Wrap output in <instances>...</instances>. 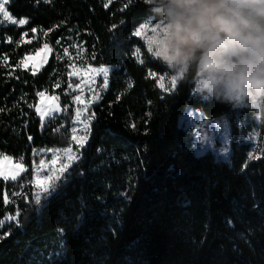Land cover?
<instances>
[{
  "label": "trees",
  "instance_id": "16d2710c",
  "mask_svg": "<svg viewBox=\"0 0 264 264\" xmlns=\"http://www.w3.org/2000/svg\"><path fill=\"white\" fill-rule=\"evenodd\" d=\"M6 9L28 22L0 28V153L23 157L25 170L15 181L0 179V219L20 213L19 227L0 228V236L9 233L0 240V264H264V146L253 153L248 140L257 124L246 110L195 92L194 66L175 87H160V77L175 71L133 35L145 20L158 21L148 2L9 0ZM45 44L44 66L22 67ZM65 48L79 65L113 69L79 159L37 205L29 184L42 159L37 151L71 144V108L43 126L34 108L45 91L69 105ZM187 107L207 119L226 117L227 161L196 154L191 129L179 124Z\"/></svg>",
  "mask_w": 264,
  "mask_h": 264
},
{
  "label": "clouds",
  "instance_id": "9594fccd",
  "mask_svg": "<svg viewBox=\"0 0 264 264\" xmlns=\"http://www.w3.org/2000/svg\"><path fill=\"white\" fill-rule=\"evenodd\" d=\"M148 3L161 25L148 36L159 62L176 71L194 66L205 96L246 110L264 128V0Z\"/></svg>",
  "mask_w": 264,
  "mask_h": 264
},
{
  "label": "rangeland",
  "instance_id": "374dc122",
  "mask_svg": "<svg viewBox=\"0 0 264 264\" xmlns=\"http://www.w3.org/2000/svg\"><path fill=\"white\" fill-rule=\"evenodd\" d=\"M145 1L148 2V0H145ZM0 2H3V0H0ZM8 3L5 5V8L8 6ZM7 12H8V10H7ZM21 19H17V21H19ZM0 21H4V17L2 14H0ZM26 24H24V25H26ZM24 25H19V24L13 25L9 22H3V23H0V28L1 27H7V26H24ZM144 25H150L153 27L156 25L154 30H158L161 27V25H160L159 21L154 22L152 19H147L143 22V24H141L135 30V32L138 29L141 31V35L138 38H140L141 41L145 42L146 47L148 49L149 45H148L147 41L145 40V37L149 36V30H146L143 27ZM35 38H36V33H33L30 36H24L23 35L21 38V43L22 44L29 43L32 39H35ZM46 45L47 44H45L43 46V48L38 50L37 52L31 53L30 55L23 57V59L21 61L22 67L27 68L31 71L32 70L38 71L41 67H43L44 64L47 62V60L49 58L48 56H49L50 51H51V49L48 45H47V47H45ZM49 49H50V51H49ZM67 56H68V60L70 62H69L68 68H67L68 69V74H67L68 87L65 91V94H67L69 97V105L66 108H71L73 110V114H72V118H71L72 121L70 123V131H69L71 144L69 146H71L72 152L79 156L80 150L82 149V147L85 145V142L87 141V139L84 140V138L85 137L88 138V136L90 134L89 130H90V125H91L93 118L90 120L88 118L93 115V113L91 112V109H92L93 105L96 104V102L104 94V91L107 89V87L106 88L103 87V85H104V74L103 73L97 74L96 72L90 70V69H100L101 67H104V66H94L93 67V66L84 65V64L79 65L78 64L79 63V56H77L76 54H72L70 52L67 53ZM186 66L180 68L178 71L182 72V74H183ZM104 68L109 69V72L107 74V76H108L107 86H108L110 72L112 71L113 68L110 66H107ZM70 73H77V74L76 75H70ZM174 75H176V72H174L170 76H163L166 78L163 81L160 80L159 85H160V83H163L165 85V87L166 86L173 87L171 85L170 81H171L172 76H174ZM180 78H182V76ZM69 84L72 85V88H69ZM78 84L80 85L79 88L76 87V85H78ZM165 87H163V88H165ZM198 88L199 87H198V84L196 81L195 92L197 91ZM39 93L44 94L43 96H38V103L34 106L35 111H36L39 118H40L41 114H45V119H46V117H57L64 111L63 109H65V107H63L60 104L59 95L51 94V93H48L47 91L39 92ZM97 95H99L100 98L94 99V97ZM77 96L80 97V101L74 100V97H77ZM89 101H91V103H88ZM53 105L58 106L61 109V111H54L52 113V115H47V113L52 109ZM37 109H39V112L37 111ZM77 110L81 111V115L79 116L78 119H74L76 117ZM189 116H190V119H188ZM81 121H86L88 123L89 130L84 129V125L81 123ZM205 122H208V123H205ZM225 123L227 124V144H226V146L229 149L230 125H228L226 117L223 116L222 118L207 119L199 111H196V110L192 109L191 107H187L186 110L184 111V113L182 114V116H180V118H179V124L184 128L185 127L190 128L192 133H193V138L195 139V143H194V151L195 152L197 150L196 146H198L201 142L200 137L212 135L210 132V125L215 126L216 124H220L221 126H223ZM237 125L240 126L239 123H237ZM73 128L76 129L75 135L77 137V140H84L83 146H80V144L77 141L72 140V135H73L72 129ZM248 137H249L248 140H250L253 143V149H254L253 153H255L257 149L262 150V148L264 146V138L259 134V126L258 125H256V127L253 129L252 133H250ZM69 146L54 148V149H64V148H68ZM224 147H225L224 142H222L219 138H213L211 140V143L209 144L207 151L214 152L220 158V156H219L220 150ZM37 153L42 155L41 156L42 159L40 161H38L35 165L33 164V167L31 170L32 175H31L30 181L33 178L34 172L38 173L41 176L47 174L49 172L50 168L55 169L56 172H58L61 164L66 162V158L64 157L63 152L53 153L50 151H44V152L37 151ZM230 154H231V150L229 149L228 159L230 157ZM54 155L57 156L55 163H53ZM6 157H8V156H6ZM221 159L224 160L223 158H221ZM77 160L73 161L71 163V165H69L68 168H70L73 165V163L76 162ZM17 161H19V160H14V159L5 160L3 162V166H2L3 172L5 174H8V175H12V174L17 173L19 171V168H20V164L17 163ZM41 161L45 162V166L42 169L40 168ZM24 169H25V167H24ZM67 171H68V169H67ZM23 172H20L17 179L23 174ZM65 173H64V175H65ZM0 179H3V178H0ZM8 181H13V180H8ZM29 184L31 185V187L33 188V191H34L35 186L31 183H29ZM15 193H18V192H15Z\"/></svg>",
  "mask_w": 264,
  "mask_h": 264
},
{
  "label": "snow or ice",
  "instance_id": "6c2138e0",
  "mask_svg": "<svg viewBox=\"0 0 264 264\" xmlns=\"http://www.w3.org/2000/svg\"><path fill=\"white\" fill-rule=\"evenodd\" d=\"M8 2H9V0H3V2H0V14H2L4 17V21H0V23L9 22L13 25H15V24H19V25L26 24L28 22L26 19H21V20L17 21L11 16V14L9 12H7L5 5ZM104 6L106 8L108 7L107 4H105ZM53 27H55V26H53ZM113 27H115V26H113ZM143 27L146 30H149V34H150L152 31H154L156 25L154 27L150 26V25H144ZM52 30L53 29H49L48 31H52ZM32 31L36 32V29L34 28V29H32ZM41 31H43V30H41ZM44 35H47V32H45ZM133 35L139 37L141 35V31L138 29L135 33H133ZM145 40L147 41V43L149 45V47L147 49L148 53H150L153 56V58L159 62L158 58L155 56V54L153 52L151 45L148 42V36L145 37ZM9 42H11V38H9ZM59 43H60V41L57 40V44H59ZM45 47H47V45ZM49 51H50V49H49ZM64 52L67 55L68 49L65 48ZM133 55L137 56L139 58V55H140L139 49H137L133 53ZM60 58L61 57H59V56L57 57V59H60ZM6 59H7V57H5V60ZM90 70L96 72L97 74H100V73L104 74V85H103V87L106 88L107 82H108L107 74L109 72V69L101 67L100 69H90ZM173 71L176 72V75L172 76L170 83L173 87H175L176 81L178 79H180V77L183 76V74L180 71H176V70H173ZM76 74L77 73H70V75H76ZM150 75H155V73H150ZM165 78L166 77L162 76V77H160V80L163 81ZM56 86L58 87L59 84H57ZM131 86L132 85L129 84V87H131ZM76 87L79 88L80 85L78 84V85H76ZM160 87L163 88V87H165V85L163 83H160ZM69 88H72L71 84H69ZM197 91L202 93V90L200 88H198ZM37 95L43 96L44 94L43 93H37ZM99 98H100L99 95L94 97V99H99ZM74 100L80 101V97L79 96L74 97ZM117 100H119V97H117ZM88 103H91V101H89ZM30 107H32V105H30ZM63 110L67 111V108L65 107V109H63ZM0 111H3V109H0ZM37 111L39 112V109H37ZM54 111H61V109L58 106L53 105L52 109L47 113V115H52V113ZM80 115H81V111L77 110V114H76V117L74 119H78ZM94 115L95 114H93L88 119L90 120V119L94 118ZM40 118H41V122H42V126H43L45 114H41ZM188 119H190V116L188 117ZM81 123L84 125L85 130H89V126H88V123L86 121H81ZM205 123H208V122H205ZM132 127L135 128V124H133ZM54 131H57V129H54ZM72 132H73L72 140L77 141L80 144V146H83V142H84V140L87 139V137H85L84 140H77V137L75 135L76 129L73 128ZM210 132L212 134L211 136H201L200 137L201 142L198 146H196V148H197L196 154L202 155L205 151L208 150V147H209V144L211 143V140L213 138H219L222 142L225 143V147L220 150L219 156H220V158H223L224 160L227 161L228 156H229V149L226 146V144H227V124L225 123L223 126H221L220 124H216L215 126L210 125ZM29 140H31V137H29ZM33 151L36 152L37 150L34 149ZM39 151L40 152L50 151L53 153L63 152L64 157L66 158V162L61 164L58 172H56L55 169H51V168H50L49 172L43 176L34 172L33 178L30 181V183L35 186V190L33 191L32 198H33V201L35 202V204H37V205L41 204L42 199L47 200L50 196H52L56 192V189L58 187L57 181L61 180L64 177V173L67 171L69 165H71V163L73 161L79 159V156L72 152L71 146H69L68 148H64V149H40ZM249 158H252L251 152L249 153ZM11 159H12L11 157H6L5 154L0 153V178H3L5 181H7V180L15 181L17 179L18 175L20 174V172H23L25 170L24 166L22 164L23 157H21L20 160L17 161V163L20 164L19 171L15 174H12V175L5 174L2 170L3 162L5 160H11ZM56 159H57V156L54 155L53 163H55ZM44 166H45V162L41 161L40 168L42 169ZM13 195H20V193H13ZM10 202L11 201L9 200L7 194H5L4 195V203L8 204ZM37 211H39V209H37ZM19 215H20L19 210H17V212L14 215H10V214L5 215L2 219H0V228H2L5 223H9V222H15L16 226L19 227L20 226V220L18 219ZM229 223H231V222L229 221ZM59 231L61 233L63 232L62 229ZM8 235H9V233H7V232L4 233L3 236H0V240H3Z\"/></svg>",
  "mask_w": 264,
  "mask_h": 264
}]
</instances>
